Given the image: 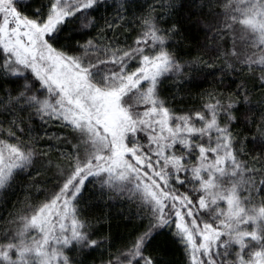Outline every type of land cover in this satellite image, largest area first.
<instances>
[{"label": "snow or ice", "instance_id": "1", "mask_svg": "<svg viewBox=\"0 0 264 264\" xmlns=\"http://www.w3.org/2000/svg\"><path fill=\"white\" fill-rule=\"evenodd\" d=\"M9 201L0 264H264V0H0Z\"/></svg>", "mask_w": 264, "mask_h": 264}, {"label": "trees", "instance_id": "2", "mask_svg": "<svg viewBox=\"0 0 264 264\" xmlns=\"http://www.w3.org/2000/svg\"><path fill=\"white\" fill-rule=\"evenodd\" d=\"M51 131H56L55 126H51ZM17 195H19V197L21 199H23L24 193L18 192ZM16 199V196L14 195L12 197V200L14 201ZM12 207V201H9L7 208L6 209H0V215H7V209H11ZM121 208H124L125 212H127V206L126 205H121L119 203L114 204V206L110 209L111 214L115 217V219L112 221V228H111V232L114 236L117 237H123L124 239L127 238L128 233L125 229V225L123 223V221L121 220V218L119 217L118 213L119 210ZM105 211H109V209H104ZM101 232L105 235H107L109 233V226L107 223L104 224L103 228L101 229ZM173 258L176 260L180 259V254L179 252H174L173 254Z\"/></svg>", "mask_w": 264, "mask_h": 264}]
</instances>
